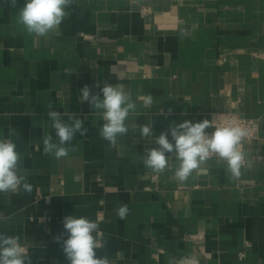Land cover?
I'll list each match as a JSON object with an SVG mask.
<instances>
[{
  "label": "crops",
  "instance_id": "obj_1",
  "mask_svg": "<svg viewBox=\"0 0 264 264\" xmlns=\"http://www.w3.org/2000/svg\"><path fill=\"white\" fill-rule=\"evenodd\" d=\"M24 4L0 0V139L16 144L32 190L0 193V232L19 236L32 264H68L53 238L69 214L99 224L107 243L97 256L112 264H264V0H75L47 38L18 22ZM98 82L136 104L114 146L99 136L102 111L80 101ZM49 104L88 129L64 158L43 152L45 135L58 143ZM218 112L258 123L239 178L219 157L184 182L174 154L162 173L145 167L170 123ZM145 123L153 135L142 138Z\"/></svg>",
  "mask_w": 264,
  "mask_h": 264
},
{
  "label": "clouds",
  "instance_id": "obj_2",
  "mask_svg": "<svg viewBox=\"0 0 264 264\" xmlns=\"http://www.w3.org/2000/svg\"><path fill=\"white\" fill-rule=\"evenodd\" d=\"M15 7L17 0H10ZM75 0H25L24 6L18 11V22L24 26L28 34L47 38L49 34L59 35V28L68 15L67 9ZM99 88L94 93L88 85L80 91V101L86 102L96 111H102L105 121L99 128V136L114 146L118 136H125L129 128L125 121L136 104L121 85L105 83L95 84ZM48 118L52 122L58 143L52 135L43 137V152L64 158L69 155V147L77 133L85 136L88 129L84 127L81 117L72 115L71 123L65 122L59 111L48 105ZM171 111V109H169ZM208 129H213L209 132ZM17 135L10 128L8 136ZM139 135H153L151 124L139 125ZM247 135L240 126H217L215 118L199 121L183 120L169 124L168 128L156 136L157 147L146 148L143 164L155 173H162L168 166L170 156L174 154L179 162L174 177L179 182L186 181L194 171L200 169L213 156L227 162V171L233 179L241 175L243 154L239 150L242 139ZM22 157L16 150V144L10 138L0 139V193L25 191L31 192L32 185L20 172ZM129 213L127 204H121L116 209L120 219H125ZM63 232L53 239L61 247L68 264H112L108 257L97 256L96 250L105 246L107 241L99 224L85 216L66 215L62 219ZM0 264H32L27 249L20 243L19 236H9L0 232ZM179 264H198L195 257H185Z\"/></svg>",
  "mask_w": 264,
  "mask_h": 264
},
{
  "label": "built area",
  "instance_id": "obj_3",
  "mask_svg": "<svg viewBox=\"0 0 264 264\" xmlns=\"http://www.w3.org/2000/svg\"><path fill=\"white\" fill-rule=\"evenodd\" d=\"M215 121L217 126H240L246 130L247 135L242 139L241 144L238 146L242 154L244 151V144L256 137L258 126L256 119L244 118L239 116L238 114L231 112H218L215 115ZM242 164H244V159ZM245 247H249V244L247 242H245ZM243 257L244 252H240L238 254V258L242 259Z\"/></svg>",
  "mask_w": 264,
  "mask_h": 264
}]
</instances>
